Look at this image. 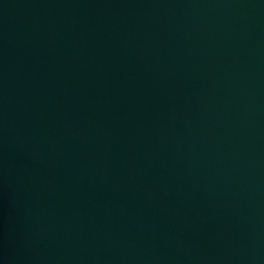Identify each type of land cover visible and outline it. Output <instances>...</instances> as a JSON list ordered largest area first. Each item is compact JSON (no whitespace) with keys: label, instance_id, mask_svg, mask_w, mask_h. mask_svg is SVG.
<instances>
[{"label":"water","instance_id":"1","mask_svg":"<svg viewBox=\"0 0 264 264\" xmlns=\"http://www.w3.org/2000/svg\"><path fill=\"white\" fill-rule=\"evenodd\" d=\"M0 264H264V0H0Z\"/></svg>","mask_w":264,"mask_h":264}]
</instances>
